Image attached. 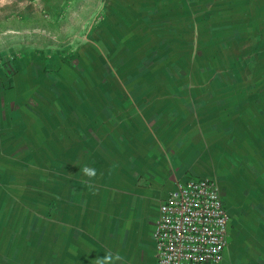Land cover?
Listing matches in <instances>:
<instances>
[{
	"label": "crops",
	"instance_id": "crops-1",
	"mask_svg": "<svg viewBox=\"0 0 264 264\" xmlns=\"http://www.w3.org/2000/svg\"><path fill=\"white\" fill-rule=\"evenodd\" d=\"M54 52L0 78V264H158L189 177L221 190L222 264H264V0H105Z\"/></svg>",
	"mask_w": 264,
	"mask_h": 264
},
{
	"label": "built area",
	"instance_id": "built-area-1",
	"mask_svg": "<svg viewBox=\"0 0 264 264\" xmlns=\"http://www.w3.org/2000/svg\"><path fill=\"white\" fill-rule=\"evenodd\" d=\"M229 222L215 180L178 181L160 205L153 234L158 264H222Z\"/></svg>",
	"mask_w": 264,
	"mask_h": 264
},
{
	"label": "rangeland",
	"instance_id": "rangeland-1",
	"mask_svg": "<svg viewBox=\"0 0 264 264\" xmlns=\"http://www.w3.org/2000/svg\"><path fill=\"white\" fill-rule=\"evenodd\" d=\"M105 0H0V78L9 65L30 54L77 46L97 25Z\"/></svg>",
	"mask_w": 264,
	"mask_h": 264
},
{
	"label": "clouds",
	"instance_id": "clouds-1",
	"mask_svg": "<svg viewBox=\"0 0 264 264\" xmlns=\"http://www.w3.org/2000/svg\"><path fill=\"white\" fill-rule=\"evenodd\" d=\"M80 173L88 178V188L90 190H93L95 186L93 183H91V181L97 177V170L93 167L85 165L80 168ZM120 260L121 257L119 256V254L113 255L112 252H107L105 255L97 257L93 261V264H118Z\"/></svg>",
	"mask_w": 264,
	"mask_h": 264
}]
</instances>
